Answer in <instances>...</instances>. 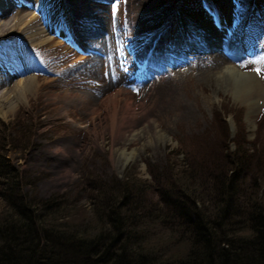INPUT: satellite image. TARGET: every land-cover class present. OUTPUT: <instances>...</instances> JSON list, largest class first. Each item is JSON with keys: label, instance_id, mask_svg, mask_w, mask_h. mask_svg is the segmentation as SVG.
Segmentation results:
<instances>
[{"label": "rangeland", "instance_id": "rangeland-1", "mask_svg": "<svg viewBox=\"0 0 264 264\" xmlns=\"http://www.w3.org/2000/svg\"><path fill=\"white\" fill-rule=\"evenodd\" d=\"M35 1L19 5L23 12L13 10L20 2L0 6V73L12 76L0 82L6 96L0 102V145L5 142V158L23 180L35 182L39 198L66 194L79 206L71 219L85 226L92 220L85 182L127 176L143 200L159 204L154 178L163 184L165 177L200 175L226 163L235 135L252 157L245 183L264 180V0H62L60 8L59 0H44L59 26L45 30L51 40L43 44L39 36L27 42L19 29L33 15L40 25ZM17 16L22 23L14 25ZM60 32L65 39L56 45ZM83 44L90 48L79 51ZM208 44L222 53V65L210 59ZM237 75L251 86L249 96L237 94ZM32 76L34 81L25 80ZM116 90L117 107L128 96L136 115L128 126L127 115L118 111L114 121L124 123L110 130L109 108H91ZM159 229L152 245L166 241L164 227ZM175 243L162 250L178 257L184 246Z\"/></svg>", "mask_w": 264, "mask_h": 264}, {"label": "trees", "instance_id": "trees-1", "mask_svg": "<svg viewBox=\"0 0 264 264\" xmlns=\"http://www.w3.org/2000/svg\"><path fill=\"white\" fill-rule=\"evenodd\" d=\"M232 142L228 165L216 162L206 176L154 178L161 208L127 176L85 182L92 208L85 226L71 219L79 206L66 194L39 198L1 143L0 264H264V180L245 183L252 157L243 138ZM160 227L166 241L152 245ZM174 242L184 246L178 257L162 250Z\"/></svg>", "mask_w": 264, "mask_h": 264}, {"label": "bare ground", "instance_id": "bare-ground-1", "mask_svg": "<svg viewBox=\"0 0 264 264\" xmlns=\"http://www.w3.org/2000/svg\"><path fill=\"white\" fill-rule=\"evenodd\" d=\"M18 1H20V3H22V1L23 0H16V3L18 2ZM55 1H58V0H55ZM4 2L6 3V1L5 0H0V6L2 7L3 5H5L4 4ZM45 1L44 0H37V1H35V3H36V5H38V6H40V9H38V10H40V16H39V18L40 19H38V20H40V25L39 24H37L36 22H37V20L35 21L33 18H35V17H31V18H29L30 20H29V24L28 25H26V24H24L23 23V25L19 28V29H22L21 31H23V33L26 31V36H24L25 37V40L27 39V42L29 41V39L30 38H33V37H35V36H39L38 37V41H39V43L38 44H43V43H46V42H49L51 39H50V37H48L49 35H47L46 33V31L45 30H52V29H54L55 30V28H57L59 25L56 23V22H54V20H52V18L50 17V14H52V13H50V11L52 12V6H51V2L50 3H44ZM20 3H18V4H16L15 6H17V8L15 7L13 10H20V12H23V11H26L25 10V7H21V8H18V6L20 5V6H22ZM26 3V2H25ZM32 3V2H31ZM57 3V2H56ZM64 2L62 1V0H59L58 1V6H57V8H60L61 7V5L63 4ZM9 4V3H8ZM55 4V3H54ZM61 4V5H60ZM91 4V3H90ZM11 5H13V4H11ZM95 5V4H94ZM25 6V5H24ZM35 6V5H34ZM5 7V6H4ZM33 7V6H32ZM26 8H27V6H26ZM51 8V9H50ZM70 8V7H69ZM4 9V8H3ZM36 10V9H35ZM57 10V9H56ZM62 10V9H61ZM102 10V9H101ZM29 11V10H28ZM19 12V13H20ZM30 12V11H29ZM33 13V12H32ZM36 13V12H35ZM38 13H39V11H38ZM94 13V12H93ZM15 14V13H14ZM28 14V13H27ZM34 14V13H33ZM67 14V13H66ZM70 14V13H69ZM9 15V14H8ZM1 17H3L4 16V14H2L1 13V15H0ZM30 16V15H29ZM66 16V15H65ZM69 16V15H68ZM37 18V17H36ZM35 18V19H36ZM65 18V17H64ZM93 18V17H92ZM96 18V17H95ZM153 19V18H152ZM14 20V19H13ZM21 20H22V18H20V16H17L16 17V22H14V25H16V23L18 24L19 22H21ZM28 20V19H27ZM70 20H71V18H70ZM73 21V20H72ZM4 22V21H3ZM26 22H28V21H26ZM25 22V23H26ZM67 22V21H66ZM13 23V22H12ZM22 23V22H21ZM147 23V22H146ZM156 23V22H155ZM60 24H61V22H60ZM70 24V23H69ZM12 25V24H11ZM30 25V26H29ZM99 25V24H98ZM165 25V24H164ZM10 26V25H9ZM67 26V25H66ZM16 27V26H15ZM173 27V26H172ZM18 28V27H17ZM144 28V27H143ZM4 30H5V28H3ZM18 29V30H19ZM15 30V29H14ZM28 30V31H27ZM71 30V29H70ZM138 30V29H137ZM136 30V31H137ZM139 31V30H138ZM145 31V30H144ZM10 32V31H9ZM15 32V31H14ZM19 32V31H18ZM45 32V33H44ZM59 32V31H58ZM65 32H66V30H65ZM2 33V32H1ZM13 33V32H12ZM68 33V32H67ZM136 33V32H135ZM135 33H134V35H135ZM139 33V32H138ZM152 33V32H151ZM164 33V32H163ZM71 34H73V33H71ZM132 34V33H131ZM174 34V33H173ZM4 35H6V34H4ZM64 33L62 32H60V34H59V36H60V40H58L55 44L56 45H60L61 44V42L63 41V39H65V37H64ZM68 35V34H67ZM84 35H85V33H84ZM3 36V35H2ZM16 36V35H15ZM22 36V35H21ZM76 36V35H75ZM79 36V35H78ZM133 36V35H132ZM131 36V37H132ZM53 37V36H52ZM68 37V36H67ZM74 37V36H73ZM98 37H99V35H98ZM160 37V36H159ZM4 38V37H3ZM211 38V37H210ZM88 39V38H87ZM101 39V38H100ZM3 40V39H2ZM35 40V39H34ZM79 40V39H78ZM155 40V39H154ZM174 40V39H173ZM75 41V40H74ZM73 41V42H74ZM90 41V40H89ZM211 41V40H210ZM213 41V40H212ZM216 41V40H215ZM77 42V41H76ZM173 42V41H172ZM92 43L94 44V45H91V46H93V47H96L97 45H99L97 42H96V40H94V41H92ZM88 44H90V43H88ZM88 44H83V46H81V48H78V50L79 51H82V49H83V51H84V49H87V48H90V46H88ZM95 44H97V45H95ZM153 44H154V42H153ZM163 44V43H162ZM78 45V44H77ZM148 45V44H147ZM53 46H55V45H53ZM52 46V47H53ZM142 46V45H141ZM151 46V45H150ZM155 46V45H154ZM161 46V45H160ZM207 46V45H206ZM206 46L204 47V48H206ZM147 47V46H146ZM166 47V46H165ZM144 48V47H143ZM207 48H209V54H208V56L210 57V59H212L213 60V62L216 64V66L217 65H222L223 64V62H225V59L221 56V54L218 52V50L216 49L217 47L216 46H213V44H208V46H207ZM94 49V48H93ZM138 49H139V47H138ZM66 50V49H65ZM151 50V49H150ZM165 50V49H164ZM207 50V49H206ZM224 50V49H223ZM86 51H88V50H86ZM169 51V50H168ZM91 52V51H90ZM135 52V51H134ZM159 52V51H158ZM167 52V51H166ZM165 52V53H166ZM14 53V52H13ZM17 53V52H16ZM89 53V52H88ZM94 53V52H93ZM97 53H99L98 52V50H97ZM145 53V52H144ZM156 53V52H155ZM206 53V52H205ZM9 54V53H8ZM19 54V53H18ZM96 54V53H95ZM100 55H103V53H99ZM202 54V53H201ZM225 54V53H224ZM58 55V54H57ZM94 55V54H93ZM153 55V54H152ZM166 55V54H165ZM193 55V54H192ZM194 55H196V54H194ZM11 56H12V54H11ZM16 56V55H15ZM74 56V55H73ZM98 56V55H97ZM224 56V55H223ZM13 57V56H12ZM21 57V56H20ZM88 57V56H87ZM86 57V58H87ZM141 57H143V56H141ZM158 57V56H157ZM203 57V56H202ZM225 57V56H224ZM56 58V57H55ZM83 58V57H82ZM82 58H80V57H78L77 58V60H79V61H82L81 59ZM132 58V57H131ZM197 58V57H196ZM13 59V58H12ZM145 59V58H144ZM55 60V59H54ZM76 60V59H75ZM74 60V61H75ZM132 60V59H131ZM155 60V59H154ZM164 60V59H163ZM55 61H57V60H55ZM91 61V59L88 57L87 58V63H89ZM135 61V60H134ZM208 61V60H207ZM210 61V60H209ZM76 62V61H75ZM78 62V61H77ZM138 62V61H137ZM12 63V62H11ZM73 63V62H72ZM161 63V62H160ZM1 64H2V62H1ZM14 64V63H13ZM20 64V63H19ZM122 64V63H121ZM154 64V63H153ZM210 64V63H209ZM15 65V67H17L16 66V63L14 64ZM52 65V64H51ZM146 65H147V63H146ZM11 66H12V64H11ZM18 66H20V65H18ZM27 66H28V64H27ZM96 66V65H95ZM101 66H102V64H101ZM121 66V65H120ZM213 66V65H212ZM50 67V66H49ZM80 67H81V65H80ZM89 67V66H88ZM98 67V66H97ZM118 67V66H117ZM13 68V67H12ZM11 68V69H12ZM93 68H95V67H93ZM92 68V69H93ZM99 68V67H98ZM131 68V67H130ZM6 69V68H5ZM16 69V68H15ZM82 69V68H81ZM84 69V68H83ZM13 70H14V68H13ZM19 70H21L22 71V69L21 68H19ZM55 70V69H54ZM10 71H12V70H10ZM16 71H18V67H17V69H16ZM49 71V70H48ZM76 71V70H75ZM79 71V70H78ZM94 71V70H93ZM99 71V70H98ZM106 71V69H104V71L103 72H105ZM1 72V71H0ZM19 72V71H18ZM62 72V71H61ZM89 72V71H88ZM2 73V72H1ZM0 73V82H2L3 84H4V82L6 83L8 80H6L7 78H5V76H6V74L5 75H2ZM21 73V72H20ZM19 73V74H20ZM43 73V72H42ZM56 73V72H55ZM59 73V72H58ZM77 73V72H76ZM106 73V72H105ZM4 74V73H3ZM46 74V73H45ZM99 74H101V73H99ZM15 75V74H14ZM50 75H51V72H50ZM152 75V74H151ZM9 76H11V75H9ZM9 76H6V77H9ZM12 77V76H11ZM65 77V76H64ZM70 77V76H69ZM89 77H91V76H89ZM239 77V78H238ZM103 78H104V76H103ZM69 79V78H68ZM95 79V78H94ZM243 79H245V77H243V76H239V75H237L236 76V80L234 81L235 82V89H236V92H237V94L240 96V97H242V98H244V95L245 96H249L250 95V92L252 91V89H251V86L250 85H247V82L246 81H244ZM25 80H29V82H31V81H34V76H32V77H29V78H26ZM60 80V79H59ZM67 80V79H66ZM88 80H89V78H88ZM105 80V79H104ZM107 80V79H106ZM49 81V80H48ZM95 82H96V80H94ZM50 82V81H49ZM65 82V81H64ZM73 82V81H72ZM77 82V81H76ZM110 82V81H109ZM32 83H34V82H32ZM68 83V82H67ZM81 83H83V82H81ZM88 83V82H87ZM87 83H85L84 82V84L86 85ZM97 83H98V81H97ZM96 83V84H97ZM100 83H101V81H100ZM104 83H105V81H104ZM108 83V82H107ZM28 84V83H27ZM83 84V85H84ZM2 85V84H1ZM21 85V84H20ZM63 85V84H62ZM95 85V84H94ZM105 85V84H104ZM107 85V84H106ZM15 86V85H14ZM24 86V85H23ZM68 86V85H67ZM77 86V85H76ZM91 86V85H90ZM97 86V85H96ZM37 87V86H36ZM64 87V86H63ZM80 87V86H79ZM92 87V86H91ZM94 87V86H93ZM57 88V87H56ZM69 88V87H68ZM89 88V87H88ZM19 89V88H18ZM35 89V88H34ZM61 89V88H60ZM80 89H82V88H80ZM90 89V88H89ZM93 89V88H92ZM95 89V88H94ZM5 90V89H4ZM26 90V89H25ZM36 90V89H35ZM77 90H78V88H77ZM76 90V91H77ZM3 91V90H2ZM7 91H9V90H7ZM19 91V90H18ZM58 91V90H57ZM65 91V90H64ZM127 91V90H126ZM10 92V91H9ZM17 92V91H16ZM29 92V91H28ZM58 92H60V91H58ZM90 92V91H89ZM13 93V92H12ZM23 93V92H22ZM68 93V92H67ZM80 93V92H79ZM82 93V92H81ZM126 93V92H125ZM84 94V93H83ZM4 95L5 94H2L1 92H0V102H2L3 101V98H5L4 97ZM13 95V94H12ZM20 95V94H19ZM62 95V94H61ZM120 95V90H116L115 92H112V93H110L108 96H106L104 99H101V100H97L96 102V104L95 105H93L92 106V108H91V112H94V113H96V112H98V111H100V110H106L107 108H109V111H108V114H109V116H110V118H111V121H110V123H108V126L107 127H109V129L110 130H112L113 129V127H114V125L115 126H117V127H119L121 124H122V122L124 123V121H123V118H121L120 119V122L118 121H114V120H117V117H116V115H117V113H118V111H120L121 112V114H126L127 115V120L125 121V124H127L128 126L131 124V121H133V119H135L134 117H135V115H136V112H135V107L133 108H131L129 105V97L128 96H125L124 97V99H123V103H122V105L121 106H119V107H117V103H116V96L118 97ZM8 96V95H7ZM11 96V95H10ZM21 96H22V94H21ZM76 96H77V94H76ZM66 97H67V95H66ZM70 97V96H69ZM91 96H89V98H90ZM9 98V97H8ZM22 98V97H21ZM56 98V97H55ZM54 98V99H55ZM60 98V97H59ZM68 98V97H67ZM74 98V97H73ZM7 99V98H6ZM10 99V98H9ZM75 99H76V97H75ZM77 99H78V97H77ZM94 99V98H93ZM249 99H252V97L251 98H248L247 100H249ZM12 100V99H11ZM132 100V99H131ZM5 101V100H4ZM67 101V100H66ZM72 101V100H71ZM77 101V100H76ZM82 101V100H81ZM83 101H85V100H83ZM89 101V100H88ZM90 102H91V100H90ZM5 103V102H4ZM13 103V102H12ZM70 103V102H69ZM84 103V102H83ZM82 103V104H83ZM3 104V103H2ZM76 104V103H75ZM86 104V103H85ZM6 105V104H5ZM13 105V104H12ZM14 105H15V103H14ZM62 105V104H61ZM87 105V104H86ZM85 105V106H86ZM9 106V105H8ZM139 106V109L138 108H136V109H138L139 111H141V110H143L144 108L143 107H145V106H143V105H141V104H139L138 105ZM63 107V106H62ZM65 107V106H64ZM81 107V106H80ZM4 108V107H3ZM11 108V107H10ZM9 108V109H10ZM61 108V107H60ZM87 108V107H86ZM1 109V108H0ZM15 109V108H14ZM13 108H12V110H14ZM69 110V109H68ZM1 111L2 110H0V113H1ZM4 112H6V111H4ZM8 112H10V111H8ZM106 112V111H105ZM144 112V111H143ZM7 113V112H6ZM11 113V112H10ZM65 114H67V112L65 113ZM138 114V113H137ZM137 118V117H136ZM4 119V118H3ZM109 119V118H108ZM110 125V126H109ZM124 126V125H123ZM116 127H114V129H115ZM106 129V128H105ZM113 129V130H114ZM124 130V129H123ZM130 131V130H129ZM118 134V133H117ZM113 135V134H112ZM125 160H127V157L125 158ZM128 161V160H127Z\"/></svg>", "mask_w": 264, "mask_h": 264}, {"label": "snow or ice", "instance_id": "snow-or-ice-1", "mask_svg": "<svg viewBox=\"0 0 264 264\" xmlns=\"http://www.w3.org/2000/svg\"><path fill=\"white\" fill-rule=\"evenodd\" d=\"M261 71H262V70H259V69H258V70H257L258 74H260V73H261Z\"/></svg>", "mask_w": 264, "mask_h": 264}]
</instances>
